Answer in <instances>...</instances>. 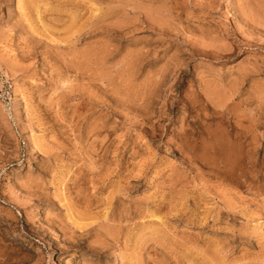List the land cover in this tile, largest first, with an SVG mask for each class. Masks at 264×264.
Wrapping results in <instances>:
<instances>
[{
    "label": "rangeland",
    "instance_id": "rangeland-1",
    "mask_svg": "<svg viewBox=\"0 0 264 264\" xmlns=\"http://www.w3.org/2000/svg\"><path fill=\"white\" fill-rule=\"evenodd\" d=\"M0 264H264V0H0Z\"/></svg>",
    "mask_w": 264,
    "mask_h": 264
},
{
    "label": "bare ground",
    "instance_id": "bare-ground-1",
    "mask_svg": "<svg viewBox=\"0 0 264 264\" xmlns=\"http://www.w3.org/2000/svg\"><path fill=\"white\" fill-rule=\"evenodd\" d=\"M220 150V149H219ZM228 153V152H227ZM233 154V153H232ZM227 155V154H226ZM228 161V160H227ZM228 166H229V164H228ZM72 229V228H71Z\"/></svg>",
    "mask_w": 264,
    "mask_h": 264
}]
</instances>
